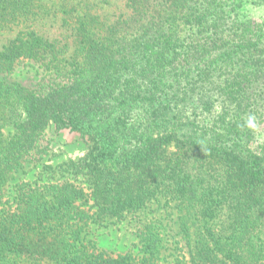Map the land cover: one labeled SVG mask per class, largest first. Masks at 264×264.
Returning a JSON list of instances; mask_svg holds the SVG:
<instances>
[{"label": "trees", "instance_id": "1", "mask_svg": "<svg viewBox=\"0 0 264 264\" xmlns=\"http://www.w3.org/2000/svg\"><path fill=\"white\" fill-rule=\"evenodd\" d=\"M239 1L0 0V264H264V20ZM52 127L85 154L48 164ZM124 222L133 250H100Z\"/></svg>", "mask_w": 264, "mask_h": 264}, {"label": "rangeland", "instance_id": "2", "mask_svg": "<svg viewBox=\"0 0 264 264\" xmlns=\"http://www.w3.org/2000/svg\"><path fill=\"white\" fill-rule=\"evenodd\" d=\"M239 2L242 8L244 7V12L240 15V19L245 21L264 20V4H251L247 0H240ZM117 5L120 9L123 8V2ZM19 29L18 27H11L10 29L0 31V49L9 39L16 35ZM38 29L42 32L44 31L49 37L59 34L56 26L50 25L48 22L42 23ZM25 71V69L18 67L14 75L17 76L19 73L22 74ZM259 132V135H264V123L260 126ZM46 138L50 144L49 157H46L48 164L56 165L68 159H77L83 156L87 150L86 139L81 137L79 133L68 129L57 131L52 127L47 131ZM134 230L132 225H127L124 222L119 225H110L108 228H99L95 231L94 236L100 250H104L110 254H118L133 250V245L137 242L133 234Z\"/></svg>", "mask_w": 264, "mask_h": 264}, {"label": "clouds", "instance_id": "3", "mask_svg": "<svg viewBox=\"0 0 264 264\" xmlns=\"http://www.w3.org/2000/svg\"><path fill=\"white\" fill-rule=\"evenodd\" d=\"M243 123L240 125L242 128L255 130L258 127L257 118L254 114H248L246 117H241Z\"/></svg>", "mask_w": 264, "mask_h": 264}]
</instances>
